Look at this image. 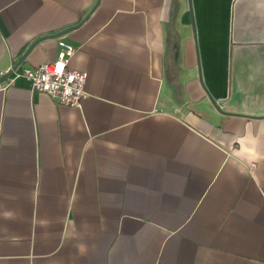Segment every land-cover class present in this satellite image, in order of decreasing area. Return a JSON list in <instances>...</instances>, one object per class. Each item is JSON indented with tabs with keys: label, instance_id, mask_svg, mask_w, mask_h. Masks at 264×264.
Returning a JSON list of instances; mask_svg holds the SVG:
<instances>
[{
	"label": "crops",
	"instance_id": "1",
	"mask_svg": "<svg viewBox=\"0 0 264 264\" xmlns=\"http://www.w3.org/2000/svg\"><path fill=\"white\" fill-rule=\"evenodd\" d=\"M192 11L0 0V71L82 22L16 68L88 72L81 107L0 88V264H264V0Z\"/></svg>",
	"mask_w": 264,
	"mask_h": 264
},
{
	"label": "built area",
	"instance_id": "2",
	"mask_svg": "<svg viewBox=\"0 0 264 264\" xmlns=\"http://www.w3.org/2000/svg\"><path fill=\"white\" fill-rule=\"evenodd\" d=\"M77 49L78 47L65 40H58L59 53L55 60L36 67L24 66L21 69L11 65L0 71L1 77L9 78V83L1 82L0 88L14 83L17 78H24L33 92L47 93L63 105L81 107L87 97L88 72L69 67V61Z\"/></svg>",
	"mask_w": 264,
	"mask_h": 264
},
{
	"label": "water",
	"instance_id": "3",
	"mask_svg": "<svg viewBox=\"0 0 264 264\" xmlns=\"http://www.w3.org/2000/svg\"><path fill=\"white\" fill-rule=\"evenodd\" d=\"M98 4H96L92 10L83 18L82 22L95 10L96 6ZM189 9H190V12H191V16H192V26H193V30H194V34H195V25H194V19H193V11H192V0H189ZM82 22H80L79 24L75 25V26H71V27H68V28H65L64 30H61L59 32H56L54 34H47V35H43V36H40L39 38H37L34 42H32V44L28 47V49L25 51V53L21 56L20 60L18 61V63L16 64V67L19 66V64H21L23 62V60L26 58L27 54L29 52H31V50L39 43L41 42L42 40L44 39H48V38H53V37H58L62 34H65L67 32H69L70 30L74 29L75 27L79 26ZM15 67V68H16ZM198 70H199V79L201 81V83L204 85V82H203V76H202V69H201V66H200V63H198ZM206 92H207V95H208V98L210 99L211 103L213 104V106L220 112H223L221 110V104L223 103L222 101H218L216 100L212 95L211 93L207 90L206 88Z\"/></svg>",
	"mask_w": 264,
	"mask_h": 264
}]
</instances>
